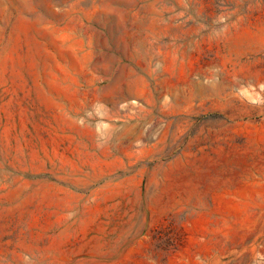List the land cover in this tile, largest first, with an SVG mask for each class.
I'll use <instances>...</instances> for the list:
<instances>
[{"label": "rangeland", "instance_id": "1", "mask_svg": "<svg viewBox=\"0 0 264 264\" xmlns=\"http://www.w3.org/2000/svg\"><path fill=\"white\" fill-rule=\"evenodd\" d=\"M0 264H264V0H0Z\"/></svg>", "mask_w": 264, "mask_h": 264}]
</instances>
